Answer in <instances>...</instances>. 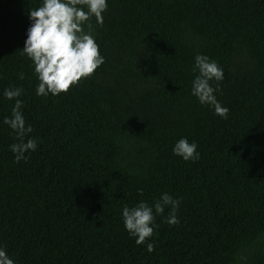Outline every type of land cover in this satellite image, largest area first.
I'll list each match as a JSON object with an SVG mask.
<instances>
[{
	"label": "trees",
	"instance_id": "1",
	"mask_svg": "<svg viewBox=\"0 0 264 264\" xmlns=\"http://www.w3.org/2000/svg\"><path fill=\"white\" fill-rule=\"evenodd\" d=\"M39 3L0 0V244L16 264H264V0H108L88 22L104 63L47 97L21 50ZM197 53L224 70L227 119L190 94ZM5 87L38 139L19 162ZM181 137L195 162L173 155ZM164 192L179 223L156 216L148 253L121 211Z\"/></svg>",
	"mask_w": 264,
	"mask_h": 264
},
{
	"label": "clouds",
	"instance_id": "2",
	"mask_svg": "<svg viewBox=\"0 0 264 264\" xmlns=\"http://www.w3.org/2000/svg\"><path fill=\"white\" fill-rule=\"evenodd\" d=\"M107 7L108 0H40L39 6L29 9L30 23L21 50L32 63L38 81L35 86L37 96L66 93L82 79L91 77L104 63L105 57L88 22L94 16L96 24L102 25V14ZM192 71L195 75L191 80L190 94L214 115L227 119L229 109L217 99V94L221 93L218 82L224 79L223 68L215 59L197 53ZM18 77L23 80L24 73H19ZM22 91L20 87H5L2 92L5 99L14 101L10 115L5 116L2 123L16 134L18 142L10 144L9 149L17 162L26 160L25 153L34 152L38 146V139L28 135L33 128L30 123L26 124L21 111L23 101L19 97ZM172 153L184 161L195 162L200 158L197 143L187 137L175 141ZM179 204L178 198L164 192L151 205L144 200L131 207L125 205L121 211L123 227L137 245L144 244L145 250L151 253L154 246L150 238L158 227L156 216L169 208L166 222L178 224ZM0 264H16L3 244H0Z\"/></svg>",
	"mask_w": 264,
	"mask_h": 264
}]
</instances>
